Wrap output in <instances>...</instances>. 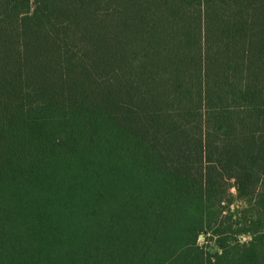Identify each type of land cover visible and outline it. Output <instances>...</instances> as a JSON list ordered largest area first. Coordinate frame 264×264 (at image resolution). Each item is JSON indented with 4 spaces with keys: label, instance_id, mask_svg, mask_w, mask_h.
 Returning a JSON list of instances; mask_svg holds the SVG:
<instances>
[{
    "label": "trees",
    "instance_id": "trees-1",
    "mask_svg": "<svg viewBox=\"0 0 264 264\" xmlns=\"http://www.w3.org/2000/svg\"><path fill=\"white\" fill-rule=\"evenodd\" d=\"M0 264H264V0H0Z\"/></svg>",
    "mask_w": 264,
    "mask_h": 264
},
{
    "label": "rangeland",
    "instance_id": "rangeland-1",
    "mask_svg": "<svg viewBox=\"0 0 264 264\" xmlns=\"http://www.w3.org/2000/svg\"><path fill=\"white\" fill-rule=\"evenodd\" d=\"M229 194L231 196L230 209L232 211H235L237 209H241L243 207V204L241 201H239L237 199L236 192L233 188L230 189ZM239 239H240L241 243H247L250 240V238L248 236H242ZM200 245L204 246L206 248V251L210 252L211 254L218 252L216 246L212 242H207V241H204L202 239Z\"/></svg>",
    "mask_w": 264,
    "mask_h": 264
}]
</instances>
